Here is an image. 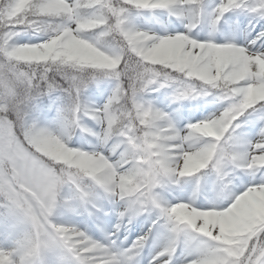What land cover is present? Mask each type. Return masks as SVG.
Instances as JSON below:
<instances>
[{"label": "snow or ice", "instance_id": "obj_1", "mask_svg": "<svg viewBox=\"0 0 264 264\" xmlns=\"http://www.w3.org/2000/svg\"><path fill=\"white\" fill-rule=\"evenodd\" d=\"M34 0L33 3H37ZM71 9L76 15L70 17L68 24L62 28L51 27L56 17L48 16L47 19H41L44 15L41 12L27 11L21 15H16V0H0V38L3 39V48L9 57H15L16 52L24 46H36L51 42L54 36H59L60 32L71 31L76 23H79L80 10L84 8V0H68ZM95 8H105V5L98 4ZM137 10V15H141L140 10H150L155 14L156 10L166 11L170 16H176L181 23H184V30L178 31L173 29L169 31L168 27H163L161 31L152 29L141 30L133 22L132 12ZM181 10H187L188 15H183ZM226 13H232L239 17L240 20L236 26H228L227 29L222 27L227 24L225 18ZM207 18L210 24L209 31L205 37H201L199 33L193 34L203 18ZM11 18V19H10ZM104 23L99 27L93 28L90 32L79 31L75 28L76 36L83 39H89V33L95 34L94 43L101 47L104 52L114 56L110 67L113 68L112 74L116 77L115 86L105 98V90L97 88V100L91 102L82 100L84 93L89 88V81L78 79L77 76L69 74L66 70H62L56 66V58L47 61L44 64H37V70L33 72L16 71L12 78L2 76L6 87L3 91L5 97L13 100L17 97V84L24 86L25 94H22L15 104L11 107L7 104H0V147L6 151L7 155L12 157V163L15 167H10L6 160L2 173L5 182L0 183V197L8 201L9 216L15 217L18 211L26 216V210L21 207V201L24 197L32 199L23 185L35 187L40 176L29 172V167H39L46 170L54 180L55 191L53 192L52 206L49 208L51 212L55 207V193L65 183L79 184L72 176H64L62 168L57 167L55 160L39 151L33 142L34 137L48 135L57 137L55 129L51 124L55 123L59 129V136L67 137L70 141L69 151H79L81 156H97L100 158H113L116 153L113 149L111 154L108 153L107 145L111 139L109 132L113 131L111 120L109 119L107 126L105 121L100 118L99 113H107L113 105V100L120 96L123 103L129 105L130 109L135 111H143L145 109L157 111L162 117L161 126L169 125L173 132L179 135L185 132L184 129L178 127L179 120L183 119L184 101L197 100L200 97H215L216 100H208L205 103H214L216 101L223 102L222 110L211 112L209 115L197 120L189 122L186 125L187 132L190 134L191 129L195 127L197 122L223 120L224 117L232 110L233 106L240 102V96H228L223 88L215 87L204 81H196L184 71H176L167 68L164 65H148L144 62L143 57L138 54L134 48L130 47L125 37L129 30L143 32L147 40L146 47L154 49L161 46V42L167 37L187 38L193 44L199 43L201 46L205 44L215 45H234L242 51L247 52L252 57L264 58V0H219V3L210 12L206 11L202 0L192 3L182 4H161L153 3L146 5L136 2V0H121L119 5H113L106 8L103 15ZM247 23L248 27H243ZM203 31V29H201ZM225 32L231 35H225ZM21 33H31L32 35H22ZM217 33L224 35L223 40L217 39ZM35 36L37 42H31ZM106 37H111L110 48L101 46L100 41ZM130 39V37H129ZM28 41V42H21ZM205 57L202 56L201 59ZM17 63L20 61L17 60ZM120 64V68L115 69L114 65ZM42 68V70H40ZM155 69V70H153ZM252 81H243L244 85L250 84ZM161 89H171L168 94L170 104H178L179 107L173 111L167 112L163 108L157 106L156 99H150L149 94L159 92ZM56 92L66 93L68 98L73 101L72 110L73 118L67 120L63 115V109H58V116L55 121L42 123L34 119L31 113L24 110L25 103L34 104L38 111L42 112L39 101L42 96L52 97ZM251 110V111H249ZM133 111V112H135ZM264 111V104H257L253 108L248 109L239 115L233 123V135L231 138L236 147L246 145V154L240 159L224 157L222 153L218 154V158L213 162L214 170L223 175L225 168H231L233 171L242 169V171L229 179V174L223 179L221 186L215 190V197L210 207L204 209H230L236 202L237 198L248 191L252 187L264 186V166L248 167L252 161L253 154H264V123L254 125V138L245 139L249 134L237 133V129L241 127V117L248 113ZM82 114V115H81ZM175 115L176 119L173 118ZM130 119L137 120L136 115H132ZM264 120V117H261ZM86 121V123H83ZM74 126L81 128V134L77 135L73 140L71 138V129ZM124 131H128L127 128ZM95 138V139H93ZM183 141L184 136H179ZM209 141V140H208ZM105 146L104 154L98 151V146ZM212 142L209 141L211 146ZM125 154H121L120 160L117 162L124 165L126 159ZM223 160V169L220 161ZM212 167V166H211ZM166 175L175 176V169H167ZM183 176V173H180ZM83 179H88L95 187H99L109 195H115L112 187L104 182L102 177L94 174H88ZM177 185L179 180L174 181ZM157 186V185H155ZM162 186V185H159ZM199 187V186H198ZM201 190V188L199 189ZM87 196V193L84 194ZM120 198L124 199V194L120 193ZM148 196L151 198L152 205L159 210V215L152 221L151 226L143 235L138 236L127 248L118 245V233L124 225L125 216H128L127 223L132 224L136 217L144 214L146 209L141 206L136 207L140 201H129L128 211H120L117 222L114 225V231L107 230L108 221L105 219L107 213L103 207H97L96 213L90 214L96 221V227L99 229L102 238L96 239L87 231L80 227H73V231L79 232L84 236L94 251L81 253V248L69 241L58 237V233H54V241L52 251L57 248L62 249L68 259V264H101L102 261H110V264H134L135 258L140 256L148 243L153 229L162 227L161 221L164 217L168 218L167 235L169 242L162 249L155 252L148 264H172L181 234L178 232L177 226L172 219L170 213V205L162 203L156 199L149 191ZM196 192H193L192 198L188 203L195 206ZM131 213V214H129ZM219 230H217L218 233ZM188 242L197 240L198 234H203L201 229L195 226L185 232ZM206 239L200 240L199 245L193 249L186 246L185 264H207L208 258L222 260L223 264H264V230L259 231L248 240L243 249L240 250L238 260H229L222 257L224 245L220 242L218 235L207 236ZM117 237V239H113ZM127 240V237H125ZM23 254V247L12 231L6 230L5 224H0V264H14L17 257ZM191 257V258H189ZM25 264H42L35 259L29 258Z\"/></svg>", "mask_w": 264, "mask_h": 264}, {"label": "rangeland", "instance_id": "obj_2", "mask_svg": "<svg viewBox=\"0 0 264 264\" xmlns=\"http://www.w3.org/2000/svg\"><path fill=\"white\" fill-rule=\"evenodd\" d=\"M49 2H51V0H49ZM100 2V4L105 5V8L100 9V11H103L104 9L110 8L113 5H119L120 1L100 0ZM136 2L146 5H150L153 3L182 4L197 2V0H136ZM218 3L219 0H212L210 4H207L205 6L206 11L210 12ZM84 8L94 10L98 9L95 8V5L93 3H89L88 7ZM14 11L16 15H21V13H18L16 10ZM140 11L142 12V14L137 15V10H133L132 16L134 24L141 30L152 29L155 31H161L163 27H168L169 31H172L173 29L178 31L184 30V23H186V21L184 23H181L178 17L170 16L166 11L156 10L155 14H153L152 11ZM181 12L183 15L189 14L187 10H181ZM224 19L227 20V24H223L222 21V27L224 29H227L230 25L236 26L238 24V21L240 20L239 17L234 16L232 13H226ZM102 23H104V21H98L94 16H85L81 21L82 27H79L77 30L90 32L93 28H95L96 24ZM246 24L247 23H245L243 27H248ZM209 28V21L205 17L198 25L193 34L195 35L199 33L201 37H205L209 31ZM201 29H203V31H201ZM21 34L32 35L31 33ZM73 35L76 36L75 33H73ZM225 35H231V33L225 32ZM111 39H108L107 41L111 42ZM125 39L128 40L130 47L134 48V50H136L138 54L143 57L144 62L148 65H164L165 67L169 68L168 63L177 64V62H180L181 64H187L192 60H201V67H199L196 76L193 77L194 80L204 81L205 83L211 84L215 87L225 86L219 85L218 83L219 72L216 68L218 59H220L221 65H225L231 60L235 59H241L246 62H250L251 64L250 72L253 74V78L250 81H252V83L244 85L243 82H240L237 84L236 89L232 91L224 90V92L227 93L229 97L240 96L241 99L239 103L233 106L232 110L224 117L221 122L209 124V122H212L213 120L203 121L201 122V126L199 128H192L190 134L187 132L186 125L190 121L196 122L204 116L209 115L211 112L222 110V108L224 107V103L219 101H216L214 103H205V101L208 100H216L215 97H200L197 100H191V104L188 106L183 102L184 118L179 120L178 127L184 129L185 132H182L179 135L173 132L171 126H161L160 121L162 117L154 109H145L143 111L137 110L131 113V115H136L140 128H143L140 124H142L144 119L147 120L146 124L151 126L150 130H148L147 128H143L144 132L140 133V136H142L141 142L137 143L136 123L128 124V131L125 132L122 130L120 133L127 138L128 143L135 153L134 157L125 154L127 158L123 161V164L129 163L134 158L137 165L135 173L126 177V179L122 182L121 193H123L124 195L131 194V191L138 186L137 177H140L143 181V183L139 185L140 187L151 188L153 185L162 187L161 190L163 196L172 203L181 201L189 202L192 198L193 192H196L195 206L207 208L211 206L209 205V203H211L210 201H212L215 197V190L221 186L222 181L226 177V175L229 174V177L226 178L229 179L232 176L238 175L242 171V169L233 171L231 168H229L223 173V175H221L214 170L215 166L213 165V162L217 160L218 154L220 153H222L224 157L236 159H240L242 155L246 154V145H243V143L241 142V146L236 147L233 139L231 138L233 135H235V133H233L232 131L233 123L239 115L243 114L245 111L253 108L255 105L259 104L260 101L264 100V82H260L255 78V75L259 70L258 67H264V58L259 56L252 57L247 52L242 51L234 45L221 46L209 43L201 46L199 43L193 44L187 38L176 37H167L164 41L161 42V46L154 49H149L148 47H146V44L147 40L150 39V37H146L143 32L135 30H129ZM217 39L223 40L224 35L217 33ZM76 40L78 41L77 43L66 42L64 47L62 48H56L54 45L41 44L33 46L32 48L24 52L18 50L15 57L22 63L32 65L44 64L47 61L52 60L54 58L53 57L51 59L52 55L56 54L58 56L56 58V66L58 68L66 70L71 75L77 76L78 79H83L90 82L89 85L91 86L92 91L87 92V97H82V100H86L89 102H91L92 100H97L98 87L105 90L106 98V96L115 86L116 77L112 74L113 68L110 67V65L116 58L109 55V53L104 52L103 49L96 47V45L91 41L85 40L80 36H76ZM21 42L23 43L28 41ZM31 42H37L35 36H33V40ZM202 56H204L205 58L201 59ZM77 57L78 59H75ZM74 60L75 62H73ZM114 67L118 70L120 68V64L116 63ZM20 84L23 86L22 82ZM5 87V81L3 80L2 76H0V91H4ZM170 91L171 89H161L159 92L150 93L149 98L156 99L158 107L163 108L165 111L171 113L173 109L179 107V105L170 104L167 98ZM22 94H25L24 89ZM84 95L86 96L85 93ZM52 97H55V99L57 100L56 104L51 106L50 108L40 107L43 110L42 112L38 111L37 108H34V104L30 105L25 103L24 108H30L31 112L34 114V119H37L42 123L55 121L58 116V109H63L64 117L67 120L71 121L74 115L72 110L73 101L68 98L66 93L63 92L54 93ZM123 104L124 103L120 96H117L113 100L112 107L110 108L109 112L105 113L103 117L106 126L110 119L112 129H114L119 126L120 121L123 118L129 116L128 112H122L124 108H122L121 105ZM261 117H264V111L252 112L251 115L245 113V115L241 117V127L237 129V133L249 134L245 137V139L254 138V136L251 135L253 133L254 125L264 123V120H262ZM173 118L176 119L175 115L173 116ZM205 123L209 125L205 126ZM52 126H56V124L53 123ZM201 133L206 134L207 137H204V135H202ZM109 135L112 136L113 131L109 132ZM179 136L185 137L183 143L184 145L188 146L199 143V141L202 139H207L212 142L210 149L207 152L206 162L207 164H211L214 173H211L206 177L197 176L196 182L193 180V178L185 180L179 179L180 173L184 172L177 164L173 163V160L176 157V145L171 143V141L179 138ZM150 139L155 141L152 142L150 141ZM33 142L34 144H36L39 151L43 152L45 155L49 156L55 161L62 163L64 165V167L62 168L63 175L72 176L80 186L79 189H77L76 184L69 182L65 183L62 188L56 191L55 207L52 211L53 213H55L57 208H59L60 214H58L55 219L59 215H64L68 219L67 222L63 225L68 228L75 226L82 227L83 224H87L89 222L94 225L95 228L99 231V229L96 227V221L94 220V217L90 214L96 213V208L100 206L103 207L107 213V216L105 217V219L108 221L107 230L109 232L113 231L115 224L112 223V216L117 215L116 208L118 206L113 205V203L107 198V192L103 191L99 187H95L89 182L88 179H83L81 173H78L80 171L76 170L73 167V165L79 166L81 164L84 166L88 165L91 168H94V170L97 171L95 173V176L102 177L104 182L111 187L115 174L113 173L109 176L99 175L101 171L110 167L107 159H97L96 156L90 157L85 155L82 156V159H80L79 161H75L69 158L67 155L62 154V152L64 151V146L59 137L42 135L34 137ZM12 159L13 158L8 156L6 151H4L2 147H0V173H2L3 171L6 160L9 162L10 167H15V164L12 163ZM220 164L221 168L223 169V160L220 161ZM253 166H264V154H253L252 161L248 164V167ZM169 168L175 169V176L170 177L163 174L166 173V170ZM29 172L39 175L40 179L35 187H29L27 184L23 185V187L25 191H27L31 195L32 198H35V201L37 203H42L41 206H44L48 212L49 208L52 206L53 192L55 191L54 180L46 170L40 169L39 167H29ZM161 177H166L171 184H160L159 181ZM176 179L179 180V185L174 183ZM47 181L50 183L48 189L44 190L43 193L40 190V186L42 183ZM4 182L5 180L3 176L0 175V183ZM262 187L264 186L252 187L245 193L241 194L230 209L221 210L217 208H211L208 210H200L195 208L190 203H184L178 205L175 208H171L170 213L180 234L185 233L193 226L198 229V223L191 222L190 214L192 211H198L204 214L215 211H228L229 215H235L236 221H240V217L244 216V213H241L239 215V211H241L242 204H244L245 196L247 195L251 198L259 197V195L264 194L260 192V189ZM200 188L201 190H199ZM254 191L256 192L252 193ZM85 193H87V196L84 195ZM32 203V199L24 197L21 201V207L26 210V216L23 213H20L19 210H17L18 215L15 217H11L9 216L8 204L0 201V224H5L6 230L12 231L16 235L19 232V230L16 228L17 225L21 227L20 230H22V228H26L25 218L27 216H32L31 207L35 205L34 203ZM143 215L145 216V214ZM254 215L255 218L251 221L252 227H248L242 222H240V224L236 227L234 231L235 235L233 237V239H235L236 241L235 247L231 246L227 242H222V244L224 245V253L221 254L222 257H226L229 260H238L240 256V250L244 248L246 242L250 240L254 235H257L259 231L264 230V208L261 212ZM152 216L153 217L150 218L149 221L146 220L147 227L144 232L148 230V228L152 224V221L155 219V215ZM141 220H139L136 224L134 222L136 220H133L131 226L134 227V225H137L139 222H141ZM47 225L46 223H42V226H40V228H30L33 230L35 229V234L38 236L37 240L41 239L43 245L48 247V249L50 250V254H48L49 264H68L69 258L66 256L63 250H60L59 248H57L55 251L51 250L53 247L54 233L48 231ZM57 226L59 225L56 224V227ZM39 229L41 230L40 234ZM144 232H142L141 235H143ZM162 233L164 235H161ZM198 235L199 238L196 241H190L187 245L186 238L182 237L181 239L188 248H193L197 241L200 242V240L206 239L203 234ZM131 236L133 237L129 241H131L132 243L138 236V232L135 235L131 234ZM122 237L123 241H125V237L127 236L123 235ZM150 237H152L154 241H161L159 246H165L166 230L160 229L158 232H152V235ZM115 238L116 237H113V239ZM121 238L119 237V239ZM186 246L184 248H186ZM144 252L145 250H143L142 254H145ZM155 252H157L156 244H154L153 251L149 254V256L141 257V260H139V264H148L149 260L152 259V256ZM219 262L223 264L222 260H219Z\"/></svg>", "mask_w": 264, "mask_h": 264}, {"label": "clouds", "instance_id": "obj_3", "mask_svg": "<svg viewBox=\"0 0 264 264\" xmlns=\"http://www.w3.org/2000/svg\"><path fill=\"white\" fill-rule=\"evenodd\" d=\"M100 9H102V8H98L95 10L94 9H81L80 15H79V23H76L75 27L71 31H63L62 30L60 32L59 36H54L50 43L45 42L44 45H54L56 48H62V47H64L66 42L77 43L78 41L76 40V36L73 35V33H75V28L82 27L81 21L85 16H94V17H96V19L98 21H104L103 15L106 12V9H104L103 11H100ZM29 11L30 12H45V13H47L46 15L39 17L41 19H47L48 16L56 17L54 22L51 24V27L53 29L62 28L64 25H67L70 17H73L74 15H76L74 10L71 9V6L69 5L68 0H51V2H49V0H38L37 3H32ZM89 37L90 38L87 40L91 41L93 44L96 45V47H98L97 44L93 42V40L95 39V34L89 33ZM3 43H4L3 39L0 38V45H3ZM100 44L104 48H110L111 42L107 41V40H101ZM32 47L33 46H24V47L20 48L19 50L21 52H24V51L29 50ZM98 48H101V47H98ZM75 59H78V57ZM73 62H75V60ZM36 65L37 64L30 65V64H26V63H22V62L17 63L16 57H9L5 53L3 48L0 47V76H6L8 78H12L16 71L33 72V71L37 70ZM40 70H42V68ZM23 89H24V86H22L20 83H18L17 84V97L15 100H13L10 97H5L3 95V91H0V104L7 103L11 107L13 104L18 102L20 96L23 93ZM42 97H44V96H42ZM259 104H264V100L260 101ZM121 107H123L124 110L129 113V116L123 118L120 121L119 126L113 129V135L111 136V139L107 145L108 153L111 154L112 150L114 149L116 155L111 159L106 158L110 167L104 169L103 171H101L99 173V175H101V176H109V175H112L113 173L115 174L113 177V183L111 185L115 195H109L108 194L107 198L113 203V205L118 206L116 208V214H118L120 211H128V202L129 201H140L141 203L136 204L137 208L143 206L146 209L144 214L147 213L149 218L152 215H155V217H157L160 213H159V210L156 209L152 205L151 198L148 196L149 191L152 193V195H154L156 197V199L160 200L162 203L169 204L171 208H175L180 204L188 203V202H184V201L172 203L171 201L167 200L163 196V193L161 190L162 187H157L155 185H153L151 188L140 187L139 185H141L143 183V181L141 180L140 177H137L138 186L131 191V194L125 195L124 199L120 198L119 194L122 191V189H121L122 182L126 179V177L133 175L135 173V170L137 167L136 161L134 158L129 163L124 164V165H120L117 163L120 160L121 154H127L128 156H132V157H134V155H135L130 144L127 141V138L120 133L122 130L124 131V129L127 128L128 124L136 123V125H137V128H136L137 143H139L142 140V136H140V133L144 132V129L139 127V122L137 120L130 119V117L132 116L131 113L133 111H135V109L134 108L130 109L129 105L126 103L121 105ZM24 110L31 113L33 118H34V114L31 112L30 108H24ZM104 115H105V113H103V112L99 113V116L101 119H103ZM82 122L86 123V121H83V120H82ZM200 126H201L200 122H197L195 125L196 128H199ZM51 127L53 129H55V131L57 133V137H59L60 141L63 143L64 151L62 152V154L67 155L69 158H71L75 161H79L80 159H82V156H81L79 151H69L68 150L70 141L68 140L67 137L59 136V132H60L59 127L57 125L52 126V124H51ZM79 134H81V128L78 126H74L71 129V138L74 140L76 138V136ZM93 139H95V138H93ZM171 143L176 145V148H175L176 157L173 160V163L177 164L182 169V171L184 173H188V172L192 171L193 169L198 170L200 176H205V177L210 175L211 173H214L211 165L207 164V162H206L207 152L210 149L209 141L207 139H202L199 141V143H196V144L191 145V146L184 145L183 140L180 138H177L174 141H171ZM104 150H105V146L103 144H100L98 146V151L101 154H104ZM96 158L99 159L100 156L97 155ZM55 164L59 168L64 167V165L62 163H59L57 161H55ZM227 170H228V168H225V171H227ZM191 178H193V180L196 182L197 176L193 175V176H191ZM159 183L162 185L171 184V183H169V181L166 177H161ZM0 201L4 202L5 204H8V201L3 197H0ZM33 203L35 204V201H33ZM190 204H192V203H190ZM195 204H196V202H195ZM194 207L197 209H200V210H208V209L201 208L199 206H194ZM39 211H40V207H39V205H37V212H39ZM58 214H60L59 208H57L55 213L52 214L51 216H49L48 219L51 220L54 224H64V223L58 222L55 219V217ZM129 214H131V213H129ZM41 218L43 219V217H41ZM117 219H118V215H117ZM127 219H128V216H125V220H127ZM201 223H202V221H201ZM161 224H162L161 228L166 230V243H165V245H167L169 242V237L167 235L168 218L164 217L161 221ZM47 227H48L49 232L55 233V229L51 225H47ZM201 230L203 231V229H201ZM161 235H164V234L162 233ZM182 237L187 239L186 234L183 233V234H181L178 243H180ZM74 239H75V241L79 242L78 247H80L81 249H86L89 246L88 242L84 243L86 238L84 236H81L80 234H78ZM193 241H196V240H193ZM199 243L200 242L197 241V243L195 244L193 249H195L199 245ZM18 259H19V257H17V260ZM185 259H186V257L184 259H181L179 256H176L175 260H173L172 264H185ZM101 264H107V260L102 261Z\"/></svg>", "mask_w": 264, "mask_h": 264}, {"label": "bare ground", "instance_id": "obj_4", "mask_svg": "<svg viewBox=\"0 0 264 264\" xmlns=\"http://www.w3.org/2000/svg\"><path fill=\"white\" fill-rule=\"evenodd\" d=\"M248 26V24H246ZM220 121L213 120L212 122H209V124L212 123H219ZM209 124L205 123V126H208ZM255 161V160H254ZM50 182H44L40 186V190L44 193V190L48 189ZM258 191V190H256ZM256 191L252 192L255 193ZM261 193H264V187L260 189ZM259 192V193H260ZM260 193V194H261ZM39 196V195H38ZM40 197V196H39ZM38 197V198H39ZM37 198V200H38ZM32 201H35V198H32ZM33 204V203H32ZM37 205L40 207V211L37 212ZM42 203H37L35 201V205L32 206V211L31 214L32 216H27L25 218V226L26 228H22L17 225L16 228L19 230V232L16 234V237L19 239L22 247H23V254L21 257H19L18 260L14 262V264H25V261L29 258L35 259L39 262H42V264H49L48 262V254H50V250L48 247L43 245L41 239L37 240V235L35 234V229H31L30 227H37L40 228L42 226V223H46V225H52V227H55V233H58V237L71 242L72 244L76 245L78 247L79 242L75 241V237L79 234L78 232L73 231V227L68 228L64 226L63 224H58L59 226L56 227V224H54L51 220L48 219L49 216H51L53 211L47 212L44 206H41ZM264 208V194L259 195L257 198H251L250 196L248 197L247 195L245 196V201L244 204H242L241 211H239V215L241 213H244V216L240 217V221L235 220V215H229L228 211L226 212H208V213H200L198 211H192L190 214L191 217V222L192 223H198L197 227L199 229H203V234L207 236H216L218 235V238L220 242H227L231 246L235 247L236 241L233 239L235 233L236 227L240 224V222L246 224L248 227L251 226V221L255 218L256 213H259L262 211ZM43 217V219L41 218ZM67 217L64 215H59L56 220L60 223H66L67 222ZM141 219L140 216H138L135 220L136 223ZM202 221V223H201ZM117 222V215L112 216V223ZM139 224L135 225L134 229H132L131 224L127 225V220H125L124 225L120 229V232L118 233V239L117 237V243L120 247L122 248H127L129 245H131V234L137 233L138 235L142 234L144 230L147 227V221L146 220H141L140 225ZM82 230L87 231L91 236H93L96 239H101V233L95 229V227L88 225V224H83L82 227H80ZM217 230L218 233H217ZM32 231V232H31ZM114 231V229H113ZM123 233V235L127 236V240L123 241V235L120 236V234ZM41 233V230L39 229V234ZM130 234V235H129ZM119 237L122 239H119ZM130 237V238H129ZM25 239V240H23ZM87 239L84 241V243H87ZM180 245V244H179ZM164 245H160L156 247V250H160L163 248ZM60 249V248H59ZM62 250V249H60ZM94 251L91 245H89L86 249H81V253L84 252H91ZM153 251V250H151ZM224 251L221 253L223 254ZM187 253L185 254L182 250H180V246H178V251L176 253V256H179L181 259H184L186 257ZM140 256L136 257L137 259ZM134 261V264H139L140 261L136 260ZM191 258V257H189ZM107 264H110V261H107ZM207 264H222L219 262V260L213 259V258H208Z\"/></svg>", "mask_w": 264, "mask_h": 264}, {"label": "trees", "instance_id": "obj_5", "mask_svg": "<svg viewBox=\"0 0 264 264\" xmlns=\"http://www.w3.org/2000/svg\"><path fill=\"white\" fill-rule=\"evenodd\" d=\"M121 2V0H119ZM34 0H16V11L18 13H25L29 11L32 3ZM119 2V4H120ZM89 3H93L94 5L100 4V0H84V7H88ZM47 13L41 12L40 15H46ZM100 25L96 26L99 27ZM95 27V28H96ZM111 39V37H106L105 40ZM57 52V49H56ZM55 57L57 58L58 56L56 54L52 55L51 59ZM201 60H192L188 62L187 64H181L180 62L177 64H172L168 63L169 68H172L173 70L176 71H184L185 74L189 75L192 79L193 77L196 76V73L201 67ZM216 68L219 72L220 80H219V85H225L224 87H230L233 88L235 87L238 83L243 82L245 80H249L250 78V73H249V64L242 63L240 60H232L231 62L225 64V65H220V59L217 60ZM257 80L264 82V67H259L258 73L256 74ZM50 100H52V97L44 96L40 98V101L38 102L39 105H44L47 104ZM34 108L36 106L34 105ZM123 108V107H122ZM122 112H125L123 110ZM73 167L80 171V172H85L90 174H94V168H91L90 166H84V165H73ZM91 170V171H90Z\"/></svg>", "mask_w": 264, "mask_h": 264}]
</instances>
